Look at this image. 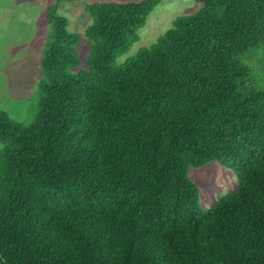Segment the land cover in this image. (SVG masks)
I'll use <instances>...</instances> for the list:
<instances>
[{
  "label": "trees",
  "instance_id": "trees-1",
  "mask_svg": "<svg viewBox=\"0 0 264 264\" xmlns=\"http://www.w3.org/2000/svg\"><path fill=\"white\" fill-rule=\"evenodd\" d=\"M65 1L35 121L0 110V264H264V0H196L124 63L162 0L89 3L78 72ZM212 160L239 185L204 209Z\"/></svg>",
  "mask_w": 264,
  "mask_h": 264
},
{
  "label": "rangeland",
  "instance_id": "rangeland-1",
  "mask_svg": "<svg viewBox=\"0 0 264 264\" xmlns=\"http://www.w3.org/2000/svg\"><path fill=\"white\" fill-rule=\"evenodd\" d=\"M56 1L0 0V110L24 125L32 124L40 110V87L47 81L43 60L46 47L54 35L53 26L48 22L47 8ZM110 1L138 0H74L59 4L58 12L68 18V28L80 36L76 46L80 62L71 69L73 72L90 69L88 57L92 42L85 30L93 19L85 13L86 5ZM199 7L200 3L196 0H162L141 28L140 39L128 53L118 58V63H124L141 48L157 41L172 26L175 17L196 12ZM248 63L253 69L254 81L262 85V55L251 54ZM3 146L0 141V148ZM188 175L199 189V201L204 209H209L239 185L237 173L217 160L200 167L189 166Z\"/></svg>",
  "mask_w": 264,
  "mask_h": 264
}]
</instances>
